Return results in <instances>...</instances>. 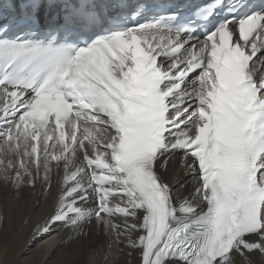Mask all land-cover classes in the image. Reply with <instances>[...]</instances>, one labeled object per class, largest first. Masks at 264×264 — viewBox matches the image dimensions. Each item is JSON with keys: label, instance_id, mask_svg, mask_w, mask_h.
<instances>
[{"label": "snow or ice", "instance_id": "1", "mask_svg": "<svg viewBox=\"0 0 264 264\" xmlns=\"http://www.w3.org/2000/svg\"><path fill=\"white\" fill-rule=\"evenodd\" d=\"M40 7L0 23L5 179L35 186L43 161L50 187L64 161L38 231L94 223L141 264H264V0Z\"/></svg>", "mask_w": 264, "mask_h": 264}, {"label": "bare ground", "instance_id": "2", "mask_svg": "<svg viewBox=\"0 0 264 264\" xmlns=\"http://www.w3.org/2000/svg\"><path fill=\"white\" fill-rule=\"evenodd\" d=\"M60 147L57 145L50 152H58ZM10 158L16 161L15 157ZM79 161L78 153L76 164ZM25 164L35 172L32 161L26 159ZM42 164L43 161L35 186L27 183L29 177L21 170L19 187L14 184L17 169L10 170L6 180L4 165H0V264H141L140 253L130 249L127 240L113 244L114 236L94 223L85 224L83 232L87 235L62 223L53 225L49 232L38 231L56 211L65 176L64 161L59 162V167L52 162L49 187V182L43 179ZM193 184L194 181H188L189 191ZM81 206L94 207L91 201Z\"/></svg>", "mask_w": 264, "mask_h": 264}]
</instances>
